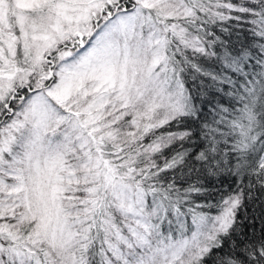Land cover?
Masks as SVG:
<instances>
[{
  "label": "snow or ice",
  "instance_id": "obj_1",
  "mask_svg": "<svg viewBox=\"0 0 264 264\" xmlns=\"http://www.w3.org/2000/svg\"><path fill=\"white\" fill-rule=\"evenodd\" d=\"M0 264H264V0H0Z\"/></svg>",
  "mask_w": 264,
  "mask_h": 264
}]
</instances>
